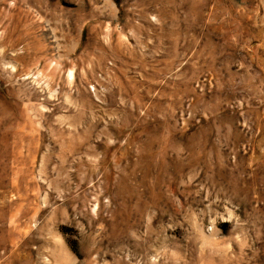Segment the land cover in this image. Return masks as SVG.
<instances>
[{"label":"rangeland","instance_id":"1","mask_svg":"<svg viewBox=\"0 0 264 264\" xmlns=\"http://www.w3.org/2000/svg\"><path fill=\"white\" fill-rule=\"evenodd\" d=\"M0 264H264V0H0Z\"/></svg>","mask_w":264,"mask_h":264}]
</instances>
